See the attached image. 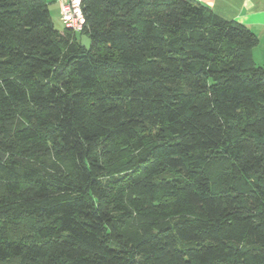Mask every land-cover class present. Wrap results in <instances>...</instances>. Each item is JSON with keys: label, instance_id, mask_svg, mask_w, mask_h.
Masks as SVG:
<instances>
[{"label": "trees", "instance_id": "16d2710c", "mask_svg": "<svg viewBox=\"0 0 264 264\" xmlns=\"http://www.w3.org/2000/svg\"><path fill=\"white\" fill-rule=\"evenodd\" d=\"M82 11L0 0V264H264L257 35L199 0Z\"/></svg>", "mask_w": 264, "mask_h": 264}, {"label": "crops", "instance_id": "0c3cea01", "mask_svg": "<svg viewBox=\"0 0 264 264\" xmlns=\"http://www.w3.org/2000/svg\"><path fill=\"white\" fill-rule=\"evenodd\" d=\"M227 20L237 21L251 29L258 37L252 54L258 65H264V0H199ZM54 24L61 23L60 0H46Z\"/></svg>", "mask_w": 264, "mask_h": 264}, {"label": "built area", "instance_id": "2783aa9c", "mask_svg": "<svg viewBox=\"0 0 264 264\" xmlns=\"http://www.w3.org/2000/svg\"><path fill=\"white\" fill-rule=\"evenodd\" d=\"M83 0H60L61 20L66 28L72 31H81L85 23L82 11Z\"/></svg>", "mask_w": 264, "mask_h": 264}, {"label": "rangeland", "instance_id": "374dc122", "mask_svg": "<svg viewBox=\"0 0 264 264\" xmlns=\"http://www.w3.org/2000/svg\"><path fill=\"white\" fill-rule=\"evenodd\" d=\"M60 18H61V14H60ZM62 21V20H61ZM56 28H58L59 30L63 31L65 29V25L63 24V22L61 23H55ZM78 39L81 41V43L83 45H85L86 47H89L90 45V37L87 34H83V33H78L77 34ZM223 167L219 166V165H211L208 170L209 173L212 177V179L217 183L218 179H219V174L222 171ZM138 224L132 223L128 226V233L132 234V235H137L138 233Z\"/></svg>", "mask_w": 264, "mask_h": 264}, {"label": "water", "instance_id": "95a60500", "mask_svg": "<svg viewBox=\"0 0 264 264\" xmlns=\"http://www.w3.org/2000/svg\"><path fill=\"white\" fill-rule=\"evenodd\" d=\"M5 157H6V155L3 152L0 151V158L1 159H5Z\"/></svg>", "mask_w": 264, "mask_h": 264}]
</instances>
